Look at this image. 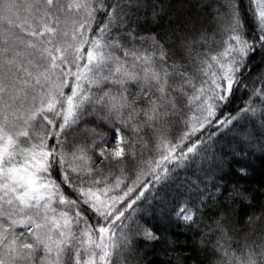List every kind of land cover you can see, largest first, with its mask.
Here are the masks:
<instances>
[{
	"label": "snow or ice",
	"instance_id": "1",
	"mask_svg": "<svg viewBox=\"0 0 264 264\" xmlns=\"http://www.w3.org/2000/svg\"><path fill=\"white\" fill-rule=\"evenodd\" d=\"M257 153L264 0H0V264H264Z\"/></svg>",
	"mask_w": 264,
	"mask_h": 264
},
{
	"label": "trees",
	"instance_id": "2",
	"mask_svg": "<svg viewBox=\"0 0 264 264\" xmlns=\"http://www.w3.org/2000/svg\"><path fill=\"white\" fill-rule=\"evenodd\" d=\"M252 169V176L248 180L241 181V183L248 188H258L261 179H264V156H261L260 153H257L256 158L252 161ZM169 227L172 230H175L174 225H171ZM190 237V233H185L176 237L181 247L178 252L173 255L170 264H191V260L185 262L184 257L187 255V253L183 251L185 247H190L192 245V239ZM161 253L162 249L157 246L155 253L149 258L159 261L160 259H162Z\"/></svg>",
	"mask_w": 264,
	"mask_h": 264
}]
</instances>
